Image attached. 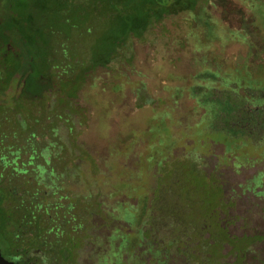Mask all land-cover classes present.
<instances>
[{"label": "rangeland", "instance_id": "obj_1", "mask_svg": "<svg viewBox=\"0 0 264 264\" xmlns=\"http://www.w3.org/2000/svg\"><path fill=\"white\" fill-rule=\"evenodd\" d=\"M207 2L197 15L171 5L166 17L129 43L132 60L104 61L84 81L64 85L69 69L80 71L110 46L105 23L118 16V25L137 9L110 0H0V20L28 25L26 39L42 58L33 73L48 74L52 64L62 72L50 93L40 94L37 141L42 148L67 145L52 149V166L66 180L70 160L73 170L81 164L83 180L73 173V186L63 194H82L92 213L84 264H219L220 252V264H228L229 246L221 251L225 235L212 211L222 202L217 216L232 219L240 234L255 218L244 209L249 195L264 199V0ZM3 21L0 30L7 27ZM31 72L21 68L19 75ZM204 97L215 99L213 111ZM74 116L81 124L77 137L62 124ZM77 144L86 152L82 159L73 154ZM18 161L17 168H28L20 166L27 154ZM3 229L0 221L6 254L14 241ZM205 235L216 242L208 246Z\"/></svg>", "mask_w": 264, "mask_h": 264}, {"label": "trees", "instance_id": "obj_2", "mask_svg": "<svg viewBox=\"0 0 264 264\" xmlns=\"http://www.w3.org/2000/svg\"><path fill=\"white\" fill-rule=\"evenodd\" d=\"M105 1V0H104ZM102 0H97V3L104 2ZM117 5H122L126 8L135 7V11L130 18H122V21H127L133 18V21L127 27L125 24L120 23L115 25V22L118 21V16L114 19H109L108 22L104 25L105 35L110 36L107 38L110 41V46L106 48L103 52L102 56L96 55L90 59L88 64H84L80 71H77L76 68L73 69V72L70 73V69L68 70L65 67L63 70H68V75L65 77L66 80L64 85H69V83H80L84 81L86 78V74L93 69V67L102 66L104 61H117L118 65H123L124 61L132 60L133 53L129 48V43H132L134 38H141V34L144 30L154 27L157 22H160L164 17H166L169 13L170 8L174 4H179L180 7H186V11L191 13L198 14L200 9H203L205 5H208V0H110ZM108 3V2H107ZM112 3V4H113ZM137 3V4H136ZM109 4V3H108ZM143 5V6H142ZM172 5V6H171ZM66 6H70L66 3ZM74 13L80 15L78 6H72ZM109 7V6H108ZM105 3V12L112 8H108ZM113 10H118L117 7ZM106 15V14H105ZM109 14H107V17ZM0 21H3L2 19ZM5 24L7 21H3ZM1 23V22H0ZM8 23V22H7ZM26 27H22V25ZM7 27L5 29H1L0 33L4 30H9L10 32H14L17 30L27 29L28 25L26 23H20L21 27L15 26L10 23L6 24ZM118 26V28H116ZM31 28L29 27V31ZM118 34V35H117ZM64 49V48H63ZM120 49V51H118ZM27 55L23 54L20 56V59H17L13 63V67L11 70L12 74H16L20 72L22 68L31 69V73L27 76L20 75V80L26 81L24 85V90H27L28 97H38L40 94H48L50 93V87L52 85V79L58 80V78L62 79L60 76L62 72L55 71L54 65H50L48 67V74L45 75H36L34 74V69L42 67V58L41 64L35 63V52L30 48H26ZM120 52V53H118ZM60 55V54H59ZM99 56V57H98ZM53 52L49 51L47 58H52ZM79 57V56H78ZM125 57V58H124ZM62 58V55H61ZM77 58V57H76ZM128 58V59H126ZM50 60V59H49ZM63 61V60H62ZM61 61V62H62ZM60 62V66H61ZM25 64V66H24ZM102 64V65H101ZM37 65V67H36ZM71 66V65H70ZM61 69V68H60ZM52 71V75H50L49 71ZM59 73V74H58ZM11 74V75H12ZM67 75L66 72L63 73V76ZM206 77L208 81L214 82L215 78L213 75V71L210 69L206 70ZM209 82V83H210ZM210 84V86H211ZM228 86V85H227ZM231 87V86H228ZM206 93L209 92V86L206 88ZM32 90V92L30 91ZM194 90V89H193ZM213 90V89H212ZM31 93H30V92ZM200 91L199 93H201ZM207 99V103L210 102V109L213 111L214 106L216 105L215 99L210 97H204ZM52 103L50 102V106ZM213 106V107H212ZM239 108H241L244 112L248 113L245 109V103H242ZM227 110V109H225ZM256 110L255 108L252 109ZM250 110V111H252ZM78 114V113H77ZM75 114V116H77ZM72 118L71 123L68 122L62 123L66 130L69 131L70 134L77 137L79 134L80 123L77 121V117ZM42 120V119H41ZM49 120V119H48ZM57 133V132H56ZM62 139L59 138L58 142H62ZM30 141V140H28ZM32 141V140H31ZM36 143L35 141H33ZM48 142V141H47ZM57 142H48L45 147L42 148V158H43V166L47 169H53L52 159L56 157L55 153L52 154V149L57 145ZM58 144V151H62L64 149V145ZM76 144V142H75ZM78 149L75 147L73 150V154L81 157L86 154L85 150H83L79 144ZM38 145H32L29 148L34 151ZM67 146V145H66ZM77 158V157H76ZM45 168V169H46ZM81 164H76L75 170L73 171L75 181L81 182L83 180ZM50 171V170H49ZM81 171V172H80ZM42 183V184H41ZM44 181H34V180H24V181H15L12 182L10 188L6 186L2 181L0 182V207L6 203L10 206V211L8 210H0V221L5 224V221L10 222V233L13 234V238H18L23 242V247L26 249L33 248H41L46 256V264H84L83 255L86 252V244L85 240L87 238V223H88V215L92 213L90 210L88 211L86 207L87 201H84L86 198L79 193L73 194V203L70 205L68 203L67 198H63V202L58 203V198L61 196L56 195V193L48 188L45 185ZM20 184L24 186H20ZM51 187V186H50ZM63 191V190H62ZM61 191V192H62ZM66 197V196H65ZM71 199V198H70ZM69 204V205H68ZM93 206H99L98 203L92 202ZM92 207V206H91ZM93 208H91L92 210ZM9 217V218H8ZM20 242V243H21ZM19 243V244H20ZM21 246V245H17ZM16 248V246H15Z\"/></svg>", "mask_w": 264, "mask_h": 264}, {"label": "flooded vegetation", "instance_id": "obj_3", "mask_svg": "<svg viewBox=\"0 0 264 264\" xmlns=\"http://www.w3.org/2000/svg\"><path fill=\"white\" fill-rule=\"evenodd\" d=\"M16 26L21 27L20 24H16ZM22 27L26 26L22 25ZM11 33L9 30H4L0 33V182L2 181L10 188L11 183L17 180L44 181L48 188H51L56 195L61 196L58 198V203H62L63 198H67L68 203L71 205L73 203V195L63 194V191H67V189L69 191V188L73 186L74 163L72 159L70 160L71 173L69 176V169L67 167L66 180L64 178L66 176L64 171L58 173L54 167L53 169L44 168L41 154L42 147L37 146L38 148L34 151L29 148L32 145H38L37 139L40 135L36 132V126L40 123L39 116L42 111V103L39 100L42 97L41 95L38 97H30L32 94L28 97L27 90H24L26 81L20 80L19 73H11L14 61L20 59L22 54L23 56L26 55V48L32 49L31 46L33 44V41L29 42L26 39L27 31H14L13 36H11ZM34 37H36V34H33L32 38ZM38 42L39 39L34 40L35 44ZM38 61H41V57L35 54V63L37 64ZM17 79L20 82L14 83L13 81ZM30 91L32 92V90ZM32 128H34L33 131H31ZM24 154H27V162L21 161L20 166L28 168H17L18 160ZM35 159H40L42 162L36 163ZM254 175L255 173L252 174V177ZM20 186L22 187L24 185L20 184ZM250 196L252 195H249V198L252 200L248 201L249 204L244 205V209L255 218L249 225L250 227L244 228L240 234L236 233L232 219L231 221L229 219L227 221L222 219L221 216L220 218L217 216L218 211L220 213L222 202L219 203L215 211H212L215 213V226L221 229L225 235V237L223 236L221 251L225 249L226 244L229 246L228 251L230 252L229 257H231V260H228V264H264V199ZM1 209L10 211V206L5 203L2 208L0 207ZM250 218L251 216L249 215L248 220ZM10 230V222L8 219V221H5L3 232L4 234H9ZM198 235L201 237L200 232ZM206 237H203V239H207L208 246H212L216 242L215 240L213 242L209 241V237ZM13 241L14 246L10 245L9 251L6 254H3L0 250L5 260L12 264H46L47 256L41 248L31 247L30 249H26L23 247L24 243L20 239L13 238ZM100 242H102L101 238ZM221 253L218 260L219 264L222 260ZM206 257L210 258V255L206 254Z\"/></svg>", "mask_w": 264, "mask_h": 264}, {"label": "water", "instance_id": "obj_4", "mask_svg": "<svg viewBox=\"0 0 264 264\" xmlns=\"http://www.w3.org/2000/svg\"><path fill=\"white\" fill-rule=\"evenodd\" d=\"M0 264H12V263H11V262H8L7 260H5V259L2 257L1 253H0Z\"/></svg>", "mask_w": 264, "mask_h": 264}]
</instances>
